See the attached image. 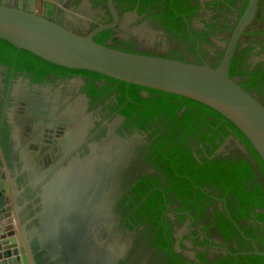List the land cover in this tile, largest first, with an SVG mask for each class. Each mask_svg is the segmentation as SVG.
Here are the masks:
<instances>
[{"label": "flooded vegetation", "instance_id": "obj_1", "mask_svg": "<svg viewBox=\"0 0 264 264\" xmlns=\"http://www.w3.org/2000/svg\"><path fill=\"white\" fill-rule=\"evenodd\" d=\"M229 1L197 0L194 5L199 10L181 26L182 34L188 31L195 41L181 42L169 38L161 20L153 17L152 4L139 14V0L133 10H128L129 0L121 4L114 0L119 23L106 43L112 41L114 46L120 40L146 55L177 60L182 54L185 62L217 67L225 52L222 44L228 43L244 14L240 17L246 0H232L234 5ZM0 4L21 5L83 36L101 24L114 23L107 0H0ZM205 35L211 44H206ZM191 47H197L195 53ZM248 48L251 51L244 53ZM234 58L242 73L260 68L264 73V0H259L256 17L241 35ZM249 74L234 78L249 82ZM87 79L82 74L58 78L52 74L42 83H33L25 73L0 65V129H5V123L10 126L4 147L9 156L8 161L4 155L6 172L10 192L16 194L19 226L34 260L45 253L40 258L46 260L44 264H210L260 251L257 232L248 236L236 224L238 234L224 238L215 214L216 208L227 213L219 194L213 197L215 208L205 209L201 221L189 211H178L177 199L170 204L167 197L174 195L169 192L162 196L158 217L136 222L138 202L130 211L126 205L135 201L133 189L141 179L156 176L168 187L166 177L146 162L159 129L139 131L125 126L126 120L116 110V94L93 106L83 91ZM258 86L260 90L251 94L264 102V81ZM216 143L189 139L188 149L198 160L250 156L246 144L233 132L211 155ZM45 165L50 166L48 171H43ZM254 221L251 218L248 223ZM255 225L260 231L264 228L262 223ZM61 230L77 232V240L72 234L73 242H69ZM161 230L165 237L171 231L172 252L180 256L176 263L171 262L169 250L162 253L154 246Z\"/></svg>", "mask_w": 264, "mask_h": 264}, {"label": "trees", "instance_id": "obj_2", "mask_svg": "<svg viewBox=\"0 0 264 264\" xmlns=\"http://www.w3.org/2000/svg\"><path fill=\"white\" fill-rule=\"evenodd\" d=\"M123 1L116 0L120 4ZM137 1L129 0L128 10H133ZM139 1L138 13L143 14L146 7L152 4L153 17L161 20L169 38L176 37L181 42L195 41L188 31H184L182 34L181 26H185L186 21L190 20V17L199 10L198 4L194 5L197 0ZM229 2V4L234 5L232 0ZM247 6L248 0L242 7L240 17ZM112 35L113 31H106L96 36L94 40L103 45ZM204 40L206 44H211L207 35H205ZM114 43L115 45L112 47L115 49L145 54L134 51L131 44L123 43L120 40H116ZM196 49L197 47H191L190 52L195 53ZM249 51H251L250 48L244 53ZM172 52L175 53L176 51ZM201 52L207 56L205 50L202 49ZM177 60L185 61L182 54ZM237 61L238 59L234 58L230 76L243 78L249 73H242L236 64ZM0 65L25 73L33 83H42L52 74L56 75L57 78L69 77L70 74H82L88 77L83 91L92 100L93 106L99 100L109 99L112 94H116V110L126 120L125 126L139 131H148L154 126L158 127L160 135L151 144L150 154L146 156V162L153 163L155 169L166 177L168 187L162 185L156 176L141 179L133 189L136 195L135 201L131 200L132 204L126 205L127 210L130 211L134 209L135 202H138L136 222L147 223L148 218L158 217L162 208V196L169 192L174 195L173 198L167 197L170 204L176 203L177 199L180 204L178 211H189L197 221H201L205 209L209 206L215 208L213 197H217L219 194L218 198L225 200L227 213L216 208L215 214L216 218L219 219L218 227L224 238L228 239L230 236L234 237L238 234L234 227L236 224L248 236H254V232H257L255 239L258 238L261 241L259 250L264 251V228L260 231L259 226L254 227L256 222L262 223L264 226V162L245 136L222 115L205 105L184 97L126 84L93 72L74 71L58 67L28 51L19 50L3 40H0ZM213 68L216 66L214 65ZM249 75H251L249 82H239V85L251 94L260 90L258 85L264 81V73L260 68ZM103 80L105 83L101 84ZM144 92H147L148 95L143 96ZM262 103L264 104V102ZM4 126L5 129H0V132L5 133H0V141L3 153L9 161L8 152L6 150L4 152V147L10 126L6 123ZM231 132L239 136L246 144L250 153L249 157L233 154L226 157L218 155L210 158V156L207 159L198 160L193 157L188 149L189 139L199 143L207 141L210 145L217 142L211 152L213 155L223 145ZM251 218L255 220L253 224L248 223ZM224 230L225 232H223ZM162 233L164 234L163 230L156 237L154 246L162 253L169 250L168 255L170 258L171 255L173 256L171 262L176 263L180 256L172 252L171 231H168L166 237ZM166 240H169L170 244ZM43 255L45 253L37 254L35 259L37 264L45 263L46 260L42 262L40 260ZM236 261V264H264V256L242 255L237 260L228 257L226 263L217 259L210 264H232Z\"/></svg>", "mask_w": 264, "mask_h": 264}, {"label": "water", "instance_id": "obj_3", "mask_svg": "<svg viewBox=\"0 0 264 264\" xmlns=\"http://www.w3.org/2000/svg\"><path fill=\"white\" fill-rule=\"evenodd\" d=\"M113 24H101L89 35H79L50 19L19 7L0 4V40L24 50L58 67L100 74L126 84L136 85L184 97L205 105L230 121L250 142L264 162V104L230 76V68L241 35L254 21L259 0H249L226 44L216 68L161 56L130 53L112 47V41L99 44L94 38L114 30L119 23L114 0H107ZM148 93L144 92L143 96ZM6 162L0 146V264H37L30 249L17 231L14 213L9 205L11 195ZM72 232V231H71ZM67 234V236H66ZM77 240V232L60 235ZM80 234V233H79ZM78 234V235H79ZM24 236V232H22ZM47 239V244L52 243ZM25 242V244H24ZM78 242V241H77ZM67 243V242H66ZM240 255L264 256L254 251Z\"/></svg>", "mask_w": 264, "mask_h": 264}, {"label": "crops", "instance_id": "obj_4", "mask_svg": "<svg viewBox=\"0 0 264 264\" xmlns=\"http://www.w3.org/2000/svg\"><path fill=\"white\" fill-rule=\"evenodd\" d=\"M15 198H16V194L13 193V192H11V196H10V200H9V205L11 207V210L14 213V217H15L16 223L18 224V216L17 215H18V212L19 211H18L17 206L15 205ZM17 231H18V235L20 234L19 236L25 241V238L22 235L23 229L19 225H17ZM24 244H25V242H24Z\"/></svg>", "mask_w": 264, "mask_h": 264}, {"label": "rangeland", "instance_id": "obj_5", "mask_svg": "<svg viewBox=\"0 0 264 264\" xmlns=\"http://www.w3.org/2000/svg\"><path fill=\"white\" fill-rule=\"evenodd\" d=\"M32 154H33V153H32ZM50 154L52 155L53 153H50ZM32 165H33L32 167H34V162H33V161H32ZM30 166H31V165H30ZM45 166H46V165H45ZM45 166H43V168H44ZM49 169H50V166L47 165V166L44 168L43 171H48ZM40 173H41V172H39V174H40ZM18 225H20L19 222H18Z\"/></svg>", "mask_w": 264, "mask_h": 264}, {"label": "built area", "instance_id": "obj_6", "mask_svg": "<svg viewBox=\"0 0 264 264\" xmlns=\"http://www.w3.org/2000/svg\"><path fill=\"white\" fill-rule=\"evenodd\" d=\"M3 211L0 209V222L3 220Z\"/></svg>", "mask_w": 264, "mask_h": 264}]
</instances>
